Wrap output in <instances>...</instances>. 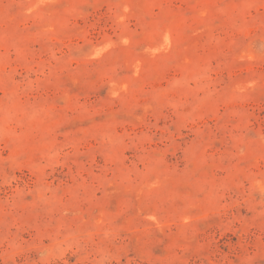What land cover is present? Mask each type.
Masks as SVG:
<instances>
[{
  "label": "rangeland",
  "instance_id": "rangeland-1",
  "mask_svg": "<svg viewBox=\"0 0 264 264\" xmlns=\"http://www.w3.org/2000/svg\"><path fill=\"white\" fill-rule=\"evenodd\" d=\"M0 264H264V0H0Z\"/></svg>",
  "mask_w": 264,
  "mask_h": 264
}]
</instances>
